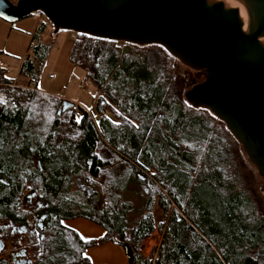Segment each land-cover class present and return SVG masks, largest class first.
Returning <instances> with one entry per match:
<instances>
[{
  "label": "trees",
  "instance_id": "trees-1",
  "mask_svg": "<svg viewBox=\"0 0 264 264\" xmlns=\"http://www.w3.org/2000/svg\"><path fill=\"white\" fill-rule=\"evenodd\" d=\"M47 25L53 29L39 19L21 63L26 86L5 78L0 67V256L8 247L23 260L9 264H91L86 250L109 243L123 252L130 247L133 264H264V219L233 189L224 137L186 113L171 64L153 75L128 44L74 34L67 61L98 94L95 118L30 87L49 51L40 42ZM79 173L89 199L72 190ZM130 188L141 214L129 225ZM25 191L41 205L42 219L34 203L23 210ZM77 218L102 235L83 240L62 224ZM155 230V258L145 260L139 247Z\"/></svg>",
  "mask_w": 264,
  "mask_h": 264
},
{
  "label": "water",
  "instance_id": "water-1",
  "mask_svg": "<svg viewBox=\"0 0 264 264\" xmlns=\"http://www.w3.org/2000/svg\"><path fill=\"white\" fill-rule=\"evenodd\" d=\"M36 11L54 32L155 44L202 73L185 100L225 126L264 181V0H0L8 23ZM124 253L133 264L130 247Z\"/></svg>",
  "mask_w": 264,
  "mask_h": 264
},
{
  "label": "rangeland",
  "instance_id": "rangeland-1",
  "mask_svg": "<svg viewBox=\"0 0 264 264\" xmlns=\"http://www.w3.org/2000/svg\"><path fill=\"white\" fill-rule=\"evenodd\" d=\"M27 20H29V22H23ZM33 21L34 20H32L31 17H27L15 23L6 22L8 27L11 28L10 34L7 39L3 38L6 34L3 33L0 39L1 43L7 39L5 43L1 45V50L4 53L0 51V67L5 71L4 77L11 80L18 86H25L28 83V80L18 73V69L22 59L26 55L30 54L31 48H28V43L24 47L23 40L21 38H19L20 40H14L15 34L12 32L17 30L18 25H21L20 23H28V25H30ZM23 34H25L28 41L29 35L22 33L21 36ZM71 34L72 32L68 30H58L54 33V30L50 25H48L44 33L41 34L40 42L47 45L49 44L50 47L43 64L39 67L37 72L36 80L39 82L37 90H44L41 88L42 83H51L54 85L53 90H55V94L62 98L64 102L72 104L74 108L80 107L91 113V115L96 118L94 113V103L98 94L90 82L84 81L83 71L78 67H72L67 62L68 51L73 41L72 38H70ZM113 45L118 48H122L123 46L121 42H114ZM124 48L129 51L130 54L136 56L143 64L145 70L150 74L157 75L166 63L171 64L170 74L175 80L173 87L174 90H177L178 96L184 104L186 113L201 117L210 123V125H213V127L224 137L226 142L225 145L229 148V170L234 178L233 189L234 191L243 192L246 197L251 200V204L255 209V214L264 219V181L257 175L255 169L247 160L239 144L236 143L232 136L227 132L225 126L213 117L207 109L193 107L190 103L183 101L184 93L191 88L190 81L193 80L194 83H200L202 78L198 77L195 71L181 65L176 59L172 58L162 47L158 45L128 44V46H125ZM82 179V173L75 176L72 183V190L82 193L84 197L89 199L91 192L83 186ZM129 190L132 195L126 201L131 204V210L127 216L130 225L136 222V217L141 214V209L139 206V199L136 197L135 189L130 188ZM88 204L92 208L95 207L93 200H89ZM151 214L155 224L161 221V213L156 206L153 207ZM93 216L95 218H99L96 214H93ZM69 221L71 220L63 221L64 225L66 227L73 226L78 229L81 237L89 240L99 236V234L96 235L95 228H93L95 231H82L79 229L81 219H74L72 222ZM159 238L160 236L157 230L152 232L150 237L139 247L140 255L144 257L149 256L151 248L157 245Z\"/></svg>",
  "mask_w": 264,
  "mask_h": 264
},
{
  "label": "crops",
  "instance_id": "crops-1",
  "mask_svg": "<svg viewBox=\"0 0 264 264\" xmlns=\"http://www.w3.org/2000/svg\"><path fill=\"white\" fill-rule=\"evenodd\" d=\"M9 1L10 2H16V0H9ZM32 20H34V21H33V23H30V25H28V23H20L21 25H18L17 30L12 32V33L15 34L14 35L15 36L14 40H20L19 38H21L23 40L24 47L26 46L27 43L29 44V45H27L28 48L30 47V44L32 42V36H33V34L35 32V29H36V26H37V24L39 22V19L32 18ZM23 22H29V20L23 21ZM47 26H46V29H47ZM10 29L11 28L8 27L6 21L0 19V39H1V35H3V33H6L3 38H7L9 36V34H10ZM56 32H54V33H56ZM22 33H26V34L29 35V40L28 41H27V39L25 37V34L22 35L24 37L21 36ZM70 38H71V35H70ZM5 41L2 42V43L0 42V51L1 52H3L1 50V45L4 44ZM11 49H14V48H11ZM23 59H22V61H23ZM22 61L19 64V69H20ZM19 69H18V73H19ZM38 85H39V82L36 80V89H37ZM53 87H54V85L51 84V83H47V84L46 83H42L41 84V88L44 89V90H42V92L58 96L57 94H55L56 92H54L55 90H53ZM54 89H57V88H54ZM77 219H79V218H77ZM72 221L73 220H71L69 222H72ZM80 222L81 223L79 225V229H81L82 231H88V230H94L95 231V229H96V235L99 234V236H97L96 238H99L102 235V231H100V229L98 227H96L95 225H93L92 223H90V222H88L86 220H83V219H81ZM62 224L64 225V223H62ZM67 228H70V229L74 230L78 234V236L82 239V237L79 234V230L78 229L74 228L73 226H70V227H67ZM93 228H95V229H93ZM96 238H93V239H96ZM83 240H88V239L85 238ZM84 254H85V256L87 258H89V260L93 264H127V259H126V256H125L124 252L122 251V249L119 246H117V245H113V244H109V243L100 245L98 247H94V248L88 249V250H86V252Z\"/></svg>",
  "mask_w": 264,
  "mask_h": 264
},
{
  "label": "flooded vegetation",
  "instance_id": "flooded-vegetation-1",
  "mask_svg": "<svg viewBox=\"0 0 264 264\" xmlns=\"http://www.w3.org/2000/svg\"><path fill=\"white\" fill-rule=\"evenodd\" d=\"M195 73H196V75H197L198 77H201L202 80H203L202 73H200V72H196V71H195ZM201 82H202V81H201ZM195 84H198V83H195ZM23 195L26 196V198H27V200H25V201H23V202L21 203V206L23 207V210H24V211H29L31 205L34 203V204L36 205V212H38V211L40 212V213H38V215H40V218L42 219V218H43V215L41 214V205H39V204L37 203V201H34V200H33V194H30L29 192L25 191V192L23 193ZM31 195H32V196H31ZM37 209H38V211H37ZM35 216H36V215H31V216H30V220H33L37 226H40L39 219H37ZM20 227H22V226H20ZM20 227H15V228L13 229V231H19V232L25 231L23 228H20ZM19 253H20V252H19ZM21 254L23 255V253H21ZM20 256H21V255H20ZM20 256L15 257V254L10 253V252H9V248L7 247V248H5L3 254L0 256V263H2V264L14 263V261H16L17 258H18V260L23 261V260L20 258Z\"/></svg>",
  "mask_w": 264,
  "mask_h": 264
},
{
  "label": "built area",
  "instance_id": "built-area-1",
  "mask_svg": "<svg viewBox=\"0 0 264 264\" xmlns=\"http://www.w3.org/2000/svg\"><path fill=\"white\" fill-rule=\"evenodd\" d=\"M30 17H32V18H34V19H40V18L43 17V15H42V13H41L40 11H36V12H32L31 15H30ZM71 38H72V39L74 38V33L71 34ZM34 85L36 86V84H35L34 82H32L31 85H30V87H34ZM155 231H156V230H155ZM153 232H154V231H153ZM151 234H152V233H151ZM159 236H160V234H159ZM149 237H150V236H149ZM149 237H148V238H149ZM148 238H147V239H148ZM159 240H160V238H159ZM158 243H159V241L157 242V245H155L156 247L153 246V247L151 248V251H150L149 256H147V257L142 256V258L145 259V260L153 261V259L155 258V253H156V250H157V247H158Z\"/></svg>",
  "mask_w": 264,
  "mask_h": 264
},
{
  "label": "snow or ice",
  "instance_id": "snow-or-ice-1",
  "mask_svg": "<svg viewBox=\"0 0 264 264\" xmlns=\"http://www.w3.org/2000/svg\"><path fill=\"white\" fill-rule=\"evenodd\" d=\"M82 239H85V238L82 237Z\"/></svg>",
  "mask_w": 264,
  "mask_h": 264
}]
</instances>
